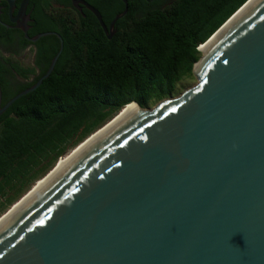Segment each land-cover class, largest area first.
Returning <instances> with one entry per match:
<instances>
[{
  "label": "water",
  "instance_id": "water-1",
  "mask_svg": "<svg viewBox=\"0 0 264 264\" xmlns=\"http://www.w3.org/2000/svg\"><path fill=\"white\" fill-rule=\"evenodd\" d=\"M121 1L108 27L74 5L111 39ZM59 40L35 84L3 105L0 87V115L49 77ZM198 50L195 85L129 104L0 224V264H264V0Z\"/></svg>",
  "mask_w": 264,
  "mask_h": 264
},
{
  "label": "trees",
  "instance_id": "trees-1",
  "mask_svg": "<svg viewBox=\"0 0 264 264\" xmlns=\"http://www.w3.org/2000/svg\"><path fill=\"white\" fill-rule=\"evenodd\" d=\"M85 1L106 27L124 10L121 0ZM126 1L127 12L107 39L94 15L71 0H30L34 23L27 34L53 33L36 44L37 65L44 64L39 76L59 37L62 51L49 77L0 115V212L125 106L149 109L179 93L194 78L199 46L248 0ZM0 59L8 66L0 65L3 105L38 80L15 82L11 71L26 80L34 67L1 53Z\"/></svg>",
  "mask_w": 264,
  "mask_h": 264
},
{
  "label": "flooded vegetation",
  "instance_id": "flooded-vegetation-1",
  "mask_svg": "<svg viewBox=\"0 0 264 264\" xmlns=\"http://www.w3.org/2000/svg\"><path fill=\"white\" fill-rule=\"evenodd\" d=\"M23 0H14L11 6L8 1L0 0V26L3 28L2 33H0V53L1 56L7 58L12 57L13 62L19 66H31L35 69V74L29 76L26 80L20 79L14 72L11 71L15 78V82L27 84L34 80H39L41 76V68H43V61L41 60V67L37 65V49L36 44L39 39H36L37 35L29 36L27 34L32 28L34 21L30 17L29 8L30 0L28 1L25 10L20 12V6ZM72 5L78 10L82 11L81 6L74 5L75 0H71ZM54 6H57L56 4ZM41 59V58H40ZM29 60V63H26ZM0 65H3L6 69L8 66L3 63L0 59ZM36 80V81H37Z\"/></svg>",
  "mask_w": 264,
  "mask_h": 264
},
{
  "label": "bare ground",
  "instance_id": "bare-ground-1",
  "mask_svg": "<svg viewBox=\"0 0 264 264\" xmlns=\"http://www.w3.org/2000/svg\"><path fill=\"white\" fill-rule=\"evenodd\" d=\"M134 108H137L135 105H129L126 109H124L118 117H116L112 122L109 123V125H107L104 129H102L96 136L91 137L90 139H88L86 141V143H84L81 147H79L75 153H73V155L70 158H66V160L60 161L58 162L56 168H54V171H52V173L44 180H42L41 182H39L37 184V186L34 188V190H32L28 196H26L20 203L16 204L13 206L12 210L10 212H8V214H6L1 220H0V224L6 219L8 218L15 210H17L29 197H31L36 190H38L43 184H45L60 168H63V166L68 163L79 151H81L84 147H86L91 141H93L96 137H98L101 133H103L106 129H108L110 127V125H113L116 121H118L121 117H123L125 114H127L128 112H130L131 110H133Z\"/></svg>",
  "mask_w": 264,
  "mask_h": 264
},
{
  "label": "rangeland",
  "instance_id": "rangeland-1",
  "mask_svg": "<svg viewBox=\"0 0 264 264\" xmlns=\"http://www.w3.org/2000/svg\"><path fill=\"white\" fill-rule=\"evenodd\" d=\"M26 63H29V60H27V62ZM195 83H196V79L195 78H193V79H191V80H188V81H186L184 84H183V87H182V89H181V91L179 92V93H177L174 97H176V96H178L181 92H183L184 90H186V89H188V88H190V87H192L193 85H195ZM156 104L155 103H153V105H151V107L149 108V109H151V108H153L154 106H155ZM148 109V110H149ZM119 116V115H118ZM117 116V117H118ZM115 119V118H114ZM111 121V120H110ZM109 121V122H110ZM107 124V123H106ZM105 124V125H106ZM109 124V123H108ZM107 124V125H108ZM104 125V126H105ZM103 126V127H104ZM103 127H101V128H103ZM106 127V126H105ZM104 127V128H105ZM100 128V129H101ZM103 128V129H104ZM102 130V129H101ZM100 130V131H101ZM100 131H98L96 134H94L93 136H96ZM92 136V137H93ZM84 144V143H83ZM82 144V145H83ZM81 145V146H82ZM80 146V147H81ZM78 149V148H77ZM77 149H72V150H70V151H68V153L65 155V156H63V157H61L56 163H55V165L53 166V168H56V165L58 164V162H60V161H63V160H66V158H70L72 155H73V153H75L76 152V150ZM74 150V151H73ZM53 168H51V170H49L41 179H39L38 181H35L32 185H31V187L29 188V190H27V192L22 196V197H20L15 203L16 204H18V203H20L26 196H28V194L32 191V190H34V188L37 186V184L39 183V182H41L42 180H44V179H46L51 173H52V171H54L53 170ZM15 203H13L11 206H9L8 208H6L4 211H1L0 212V220L6 215V214H8V212H10L11 210H12V208H13V206L14 205H16ZM12 207V208H11Z\"/></svg>",
  "mask_w": 264,
  "mask_h": 264
}]
</instances>
